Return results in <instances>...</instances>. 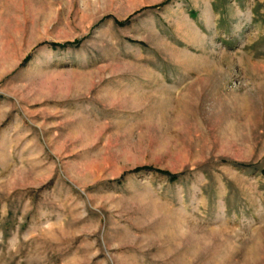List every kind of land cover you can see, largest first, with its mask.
<instances>
[{"label":"rangeland","instance_id":"obj_1","mask_svg":"<svg viewBox=\"0 0 264 264\" xmlns=\"http://www.w3.org/2000/svg\"><path fill=\"white\" fill-rule=\"evenodd\" d=\"M0 264H264V0H0Z\"/></svg>","mask_w":264,"mask_h":264},{"label":"trees","instance_id":"obj_2","mask_svg":"<svg viewBox=\"0 0 264 264\" xmlns=\"http://www.w3.org/2000/svg\"><path fill=\"white\" fill-rule=\"evenodd\" d=\"M172 179H174L175 177L174 176H171Z\"/></svg>","mask_w":264,"mask_h":264}]
</instances>
